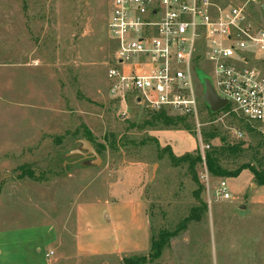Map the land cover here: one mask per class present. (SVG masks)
<instances>
[{
	"label": "rangeland",
	"instance_id": "rangeland-1",
	"mask_svg": "<svg viewBox=\"0 0 264 264\" xmlns=\"http://www.w3.org/2000/svg\"><path fill=\"white\" fill-rule=\"evenodd\" d=\"M215 1L240 5L244 0ZM246 12L264 28V0L247 5ZM109 13L110 0H0V228L51 221L58 239L53 264H124L139 256L80 258L72 243L75 204L99 200L109 170L123 161L149 164L145 199L155 229L172 230L195 205L196 185L185 166L172 167L167 155L159 160L140 129L150 111L129 98L115 104L108 97L106 72L116 50L106 29ZM203 67L197 61L194 69L196 117L186 116L200 153L224 138L230 145L242 143L243 152L225 155L223 168L249 163L264 170V130L249 124L253 132L248 133L223 109L209 115L202 80L210 70ZM82 125L103 147L97 153L91 145L99 162L80 158ZM213 130L219 137L205 143L201 133ZM195 171L206 213L172 239L159 260L145 264H264V203L217 199L220 179L208 174L207 185L202 165ZM237 178L224 179L231 198L239 197L231 193Z\"/></svg>",
	"mask_w": 264,
	"mask_h": 264
},
{
	"label": "built area",
	"instance_id": "built-area-1",
	"mask_svg": "<svg viewBox=\"0 0 264 264\" xmlns=\"http://www.w3.org/2000/svg\"><path fill=\"white\" fill-rule=\"evenodd\" d=\"M257 1L110 0L106 29L116 50L106 72L109 95L119 102L129 98L150 112L196 117L193 78L201 61L231 111L264 130V28L246 12ZM201 155V180L208 185ZM215 193L229 200L224 179Z\"/></svg>",
	"mask_w": 264,
	"mask_h": 264
},
{
	"label": "crops",
	"instance_id": "crops-1",
	"mask_svg": "<svg viewBox=\"0 0 264 264\" xmlns=\"http://www.w3.org/2000/svg\"><path fill=\"white\" fill-rule=\"evenodd\" d=\"M108 97L115 104L121 103L111 98L109 93ZM145 132L160 148L168 147L175 157L193 153L199 148L196 137L187 131L155 129ZM81 149L79 154L83 159L82 155L86 153L83 147ZM109 172L111 178L99 200L78 202L74 206L72 243L77 257H121L148 250L145 192L151 180L149 164L145 160L123 161ZM236 181L232 184L231 193L239 197L231 198L228 192L231 202L244 199L251 204L264 203V186L256 187L248 171L241 172ZM207 199L212 200L208 193ZM57 241L51 221L16 230H10L3 224L0 228V264H53V247ZM48 252L54 254L49 259L45 257Z\"/></svg>",
	"mask_w": 264,
	"mask_h": 264
},
{
	"label": "trees",
	"instance_id": "trees-1",
	"mask_svg": "<svg viewBox=\"0 0 264 264\" xmlns=\"http://www.w3.org/2000/svg\"><path fill=\"white\" fill-rule=\"evenodd\" d=\"M229 106H226L223 111L236 120V123L242 126L248 133H252L253 129L250 128L249 123L245 121L242 117H240L236 113H232L229 111ZM208 109V108H206ZM209 115L215 116L217 113H210ZM251 125V124H250ZM190 119L186 116H172L168 115L164 111L160 112H149L148 118L142 121L140 125V129L142 130H183L189 133L192 132ZM82 136L80 139L89 142L91 145L95 147L97 153H100L103 150L101 145L95 144V139L92 133L88 130L84 125L81 126ZM205 143L211 141L215 138H218L217 131L213 130L211 132H203L201 133ZM154 143L155 149L158 152V159L161 160L163 155H167L172 167L185 166L186 170L191 176L192 182L196 185V189L192 193V197L195 201V205L191 206L188 209V214L181 219L180 222L175 225L172 230L164 229L162 226L158 229H155L153 226L151 211L147 206V219L149 222V248L145 253L138 254V257H128L125 258L124 264H145L151 263L159 260L162 256L163 251L168 247L170 241L176 237H178L181 233L185 232L191 223L200 222L202 216L207 211V205L204 200L201 198V194L204 191L203 186L200 184L197 175H196V167L202 164V155L200 153L199 148L190 154H185L181 157H175L168 147L160 148L157 142L153 139L150 140ZM221 145L218 147L209 146L208 150L203 153V158L205 161V167L207 169L208 174L212 178H236L241 172L248 171L252 176V182L256 187L264 186V170H258L253 167V165L249 163H244L239 165L234 170H227L222 167L221 159L225 155H229L231 157H235L243 152V144L238 143L234 145L228 144L224 138H220ZM144 144V143H141ZM148 189V188H147ZM146 189V192H147ZM161 213V211H160Z\"/></svg>",
	"mask_w": 264,
	"mask_h": 264
},
{
	"label": "water",
	"instance_id": "water-1",
	"mask_svg": "<svg viewBox=\"0 0 264 264\" xmlns=\"http://www.w3.org/2000/svg\"><path fill=\"white\" fill-rule=\"evenodd\" d=\"M203 94L202 101L210 111V113H217L227 106V101L220 98L214 91L209 77L202 80ZM86 154H83V159L92 157L95 162H99V156L87 141L80 142Z\"/></svg>",
	"mask_w": 264,
	"mask_h": 264
}]
</instances>
